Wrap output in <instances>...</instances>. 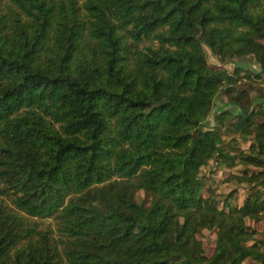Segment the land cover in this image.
I'll list each match as a JSON object with an SVG mask.
<instances>
[{"label":"trees","instance_id":"trees-1","mask_svg":"<svg viewBox=\"0 0 264 264\" xmlns=\"http://www.w3.org/2000/svg\"><path fill=\"white\" fill-rule=\"evenodd\" d=\"M258 260L264 0H0V264Z\"/></svg>","mask_w":264,"mask_h":264},{"label":"rangeland","instance_id":"rangeland-1","mask_svg":"<svg viewBox=\"0 0 264 264\" xmlns=\"http://www.w3.org/2000/svg\"><path fill=\"white\" fill-rule=\"evenodd\" d=\"M204 46H205V50L207 52L208 61L211 65H218V66L221 65L223 67H226L230 72H232L236 66L241 67L242 70H246V71H249L250 68H253V67L249 66L250 62L252 61L251 59H249V56L241 58V59L236 58V59L230 60L226 63H221L219 58H217L212 53L211 49L207 46L206 43L204 44ZM255 68L259 69L258 66H255ZM217 103H219V101ZM229 108L231 109V111L237 110V108L234 106H230ZM215 110L216 109H214V111L212 112V114L210 115V117L207 121L209 123L208 126L213 125ZM242 147L247 149L249 147V142L243 143ZM214 167H215V161H211L209 163V165L204 167L202 170L204 177H206L207 180H209V182H210L209 185L213 188H216L218 190V193H221L224 196H227L230 193L235 191V194L233 197L236 198V200L240 203L242 201L240 199V194L244 192L243 186L237 185L234 182H227L226 181V178L229 176L230 172L233 170L232 169H225L224 170L221 168V169L216 171L214 169ZM207 188H208V186H207ZM144 198H145V193L143 191H141L138 195V199L143 200ZM200 237L204 242V246L206 248L207 255H211L213 252V249L215 247V239H216L215 233L212 230H204L202 232V234L200 235Z\"/></svg>","mask_w":264,"mask_h":264},{"label":"crops","instance_id":"crops-1","mask_svg":"<svg viewBox=\"0 0 264 264\" xmlns=\"http://www.w3.org/2000/svg\"><path fill=\"white\" fill-rule=\"evenodd\" d=\"M249 59H251V58H249ZM251 60H252V61L250 62L249 66H250V67H253V68H250V69L253 70V71H259V70H260L259 67H258L259 69H256V68H255V66H258V65L255 63V61H254L253 59H251ZM225 140L228 141L229 139L226 138ZM249 145H250V144H249ZM244 197H245V189H244V192L240 194V199H241L242 201H241L239 204H242V203H243ZM260 262H261V263H260ZM257 264H264V261H262V260H258V261H257Z\"/></svg>","mask_w":264,"mask_h":264}]
</instances>
